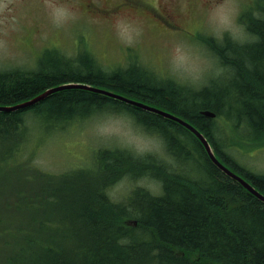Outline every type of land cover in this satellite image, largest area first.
Wrapping results in <instances>:
<instances>
[{
  "label": "trees",
  "instance_id": "1",
  "mask_svg": "<svg viewBox=\"0 0 264 264\" xmlns=\"http://www.w3.org/2000/svg\"><path fill=\"white\" fill-rule=\"evenodd\" d=\"M258 11L244 12L254 42L203 39L225 72L199 91L171 81L155 83L138 65L106 71L87 54L54 58L48 53L35 70L0 71V106L21 103L59 84H87L176 114L231 164L214 138L216 118L241 129L248 141L264 132V5ZM105 111L131 115L160 136L185 174L161 159L110 148L94 151L88 169L54 176L21 154L35 125L65 131L69 122ZM17 171L19 182L11 179V192L2 196L16 193L15 198L0 199V243L5 244L0 264H264V203L221 172L187 129L154 113L81 89L56 92L23 110L0 112V181ZM244 175L264 194V174ZM122 177L151 180L160 191L137 187L117 204L105 191ZM46 184L53 186L45 189ZM27 188L29 193L22 192ZM43 192L49 196L43 198ZM43 199L56 206H44ZM126 219L136 221V227L126 226ZM66 224L76 233L62 232ZM179 251L183 256L176 255Z\"/></svg>",
  "mask_w": 264,
  "mask_h": 264
},
{
  "label": "rangeland",
  "instance_id": "2",
  "mask_svg": "<svg viewBox=\"0 0 264 264\" xmlns=\"http://www.w3.org/2000/svg\"><path fill=\"white\" fill-rule=\"evenodd\" d=\"M168 3L176 12L174 22L164 14V7L170 9ZM263 5L264 0H0V71L35 70L48 53L54 58H77L87 54L106 71L134 64L146 68L155 83L171 81L192 88L183 82L186 74L200 73L209 58L217 61L203 39L220 44L223 41L236 43L231 33L239 25L246 29L244 12L258 15ZM61 12L67 13V17L58 25L54 20ZM159 19L168 23L167 28ZM178 27H181L178 33L167 30H178ZM224 72L209 77L204 85L213 78H221ZM204 85L192 89L199 91ZM124 114L105 111L69 122L65 131L59 127L53 135L51 126L45 124V129L35 125L31 130L35 133L29 136L28 146L21 154L41 172L60 176L88 169L94 151L115 148L137 157L161 159L172 165L174 172L184 175V170L168 154L163 139L146 131L135 120L124 119ZM233 126L225 118L215 119L217 134L214 138L234 165L226 163V166L241 176H245L243 172L264 174V132L260 139L248 141L241 129ZM190 151L194 153L192 147ZM19 174L17 171L12 177L1 175L0 199H4L3 202L15 198L16 193L7 198L2 196L11 192V179L19 182ZM94 177L96 174L92 173L91 178ZM44 186L47 189L53 185ZM135 186L152 193L160 191L151 180L131 183L127 177H122L110 189V196L116 203H122ZM22 192L29 193V188ZM48 196L43 192V198ZM43 205L56 206V203L43 199ZM15 211L22 213L18 209ZM4 225L7 230L15 231L14 226L12 230L8 223ZM61 231L76 233L72 227L70 231L68 224ZM1 246L5 244L0 243ZM176 255L180 257L181 252Z\"/></svg>",
  "mask_w": 264,
  "mask_h": 264
},
{
  "label": "water",
  "instance_id": "3",
  "mask_svg": "<svg viewBox=\"0 0 264 264\" xmlns=\"http://www.w3.org/2000/svg\"><path fill=\"white\" fill-rule=\"evenodd\" d=\"M67 89H82V90H87V91H92L94 93H99L105 96H108L110 98L122 101L125 104L140 108L143 111H147V112H151L154 114H157L163 118H166L174 123L179 124L180 126L184 127L185 129H187L188 131H190L191 133H193L197 139L200 141V143L202 144L209 160L221 171L223 172L226 176H228L230 179L238 182L247 192H249L251 195H253L254 197H256L258 200H260L261 202L264 203V195L261 194L260 192H258L254 186H252L250 183H248L247 181H245L242 177L234 174L233 172H231L230 170H228L226 167H224L214 156L208 141L206 140V138L200 133L198 132L196 129H194L189 123H187L186 121L180 119L177 116H174L170 113H167L163 110H159L155 107H151L149 105L143 104L141 102L138 101H134L132 99L117 95V94H113L110 93L108 91L105 90H101L98 88H94L91 87L89 85L86 84H75V83H68V84H59L57 86L51 87L47 90H45L44 92L36 95L35 97L28 99L24 102L12 105V106H7V107H2L0 106V112H14V111H19V110H23L26 108H30L33 105L43 101L44 99H46L48 96H50L51 94H54L56 92L62 91V90H67ZM199 114L203 117H207V118H213L215 117V115L213 113H211L210 111H200Z\"/></svg>",
  "mask_w": 264,
  "mask_h": 264
},
{
  "label": "clouds",
  "instance_id": "4",
  "mask_svg": "<svg viewBox=\"0 0 264 264\" xmlns=\"http://www.w3.org/2000/svg\"><path fill=\"white\" fill-rule=\"evenodd\" d=\"M66 17L67 13L61 12L60 15L55 18L54 22L59 25L63 23ZM231 38L238 44L252 43L257 39L252 34L247 33L243 25H239L237 30L234 33H231ZM223 71H225V69L220 66L215 59L209 58L206 61V67L200 73L195 75L186 74V78L183 82L187 83L192 88H199L207 83L209 77L219 75ZM123 118L128 121H134V118L127 114H124ZM154 142L157 143V145L159 144L158 140H154ZM105 194L109 195V190H106Z\"/></svg>",
  "mask_w": 264,
  "mask_h": 264
},
{
  "label": "flooded vegetation",
  "instance_id": "5",
  "mask_svg": "<svg viewBox=\"0 0 264 264\" xmlns=\"http://www.w3.org/2000/svg\"><path fill=\"white\" fill-rule=\"evenodd\" d=\"M170 9L168 10L166 7H164V14L165 17L171 21H175V9L170 5V3L167 4ZM124 224H126V226H131V227H136V221L132 220V219H126L124 221Z\"/></svg>",
  "mask_w": 264,
  "mask_h": 264
},
{
  "label": "bare ground",
  "instance_id": "6",
  "mask_svg": "<svg viewBox=\"0 0 264 264\" xmlns=\"http://www.w3.org/2000/svg\"><path fill=\"white\" fill-rule=\"evenodd\" d=\"M163 118V117H162ZM164 119H166V118H164Z\"/></svg>",
  "mask_w": 264,
  "mask_h": 264
}]
</instances>
